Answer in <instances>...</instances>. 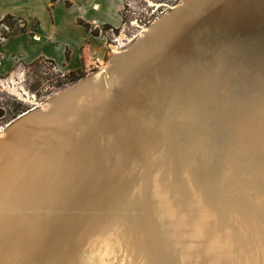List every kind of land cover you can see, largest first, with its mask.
Instances as JSON below:
<instances>
[{"label":"bare ground","instance_id":"6f19581e","mask_svg":"<svg viewBox=\"0 0 264 264\" xmlns=\"http://www.w3.org/2000/svg\"><path fill=\"white\" fill-rule=\"evenodd\" d=\"M102 66L0 146V264H264V0Z\"/></svg>","mask_w":264,"mask_h":264},{"label":"crops","instance_id":"0c3cea01","mask_svg":"<svg viewBox=\"0 0 264 264\" xmlns=\"http://www.w3.org/2000/svg\"><path fill=\"white\" fill-rule=\"evenodd\" d=\"M126 0H0V75L49 59L64 75L90 71L86 57H109V29L123 22ZM20 18L23 28L7 25ZM20 65V66H18Z\"/></svg>","mask_w":264,"mask_h":264},{"label":"rangeland","instance_id":"374dc122","mask_svg":"<svg viewBox=\"0 0 264 264\" xmlns=\"http://www.w3.org/2000/svg\"><path fill=\"white\" fill-rule=\"evenodd\" d=\"M180 1L126 0L122 9L123 22L121 27L116 29L117 32L122 28L124 29L119 38L122 46L120 45V47L114 49L113 53L127 47L145 28L159 17L168 13ZM5 21L7 25L13 26V28H23V20L20 18L8 17ZM113 53L106 57L104 62H108ZM92 58L86 57L90 64L92 63ZM101 66L99 68L96 66L90 71L80 69L79 71L68 72L63 75L56 68L53 61L40 59L34 63L22 65L20 70L16 67L12 73L0 75V110L5 112L4 115L0 116V133L14 118H17L16 116H20L26 110H30V108L45 105L46 101L54 94L98 69L97 72H99L100 68L103 67ZM10 75L18 76V78L15 79L14 83H4V80Z\"/></svg>","mask_w":264,"mask_h":264},{"label":"water","instance_id":"95a60500","mask_svg":"<svg viewBox=\"0 0 264 264\" xmlns=\"http://www.w3.org/2000/svg\"><path fill=\"white\" fill-rule=\"evenodd\" d=\"M184 2L185 0H181L173 9H171L168 13H166L165 15L159 17L158 19H156L154 22H152L147 28V31L143 32V35H139L133 42L132 44H130L125 50L116 53L114 55H112L109 59V62H113L114 60L123 57L124 55L128 54L130 51H132V49H134L137 45L141 44L143 41H145L147 38H149L152 34L158 32L159 28H162V26H165L166 24H168V22H170L171 20H173L174 18H176V16H178V14L182 11V8L184 6ZM99 70V69H98ZM94 71L88 75H86L85 77L81 78L80 80L74 82L73 84L69 85L68 87L62 89L61 91H59L58 93L54 94L52 97H50L46 102V105L48 106L46 108V110H50L52 108V105L54 104V102H56L59 99V102L61 100H63V98H67L68 96L77 94L78 92L84 90L85 88H87L89 86V84L94 81L95 73L98 71ZM97 78V77H96ZM105 79V84L106 87L108 89H110V85L107 79V74H105L103 77ZM96 80V79H95ZM38 107H35V109H31V110H26V112L20 116H16L17 118H14V120L8 125L6 131L7 134L4 137L0 138V146L8 143V141L10 140L11 135L21 126H24L28 123V118L30 116H32L33 114H35L39 109H37ZM44 110V111H46ZM70 116H72V114H69L66 118L67 121H69V119L71 118Z\"/></svg>","mask_w":264,"mask_h":264},{"label":"built area","instance_id":"2783aa9c","mask_svg":"<svg viewBox=\"0 0 264 264\" xmlns=\"http://www.w3.org/2000/svg\"><path fill=\"white\" fill-rule=\"evenodd\" d=\"M22 24H23V26L25 25L24 22ZM120 27H121V25H120ZM120 27L109 29V40H108V47L110 50L109 56L115 51L114 50L115 48H118L121 45L119 37L123 33L124 29L122 28L119 32H117V30H116ZM92 59H93L92 63L90 64V66H92V68H96V66L99 68L103 64V62L106 61L105 58L100 59V57H93ZM18 66H20V65H18ZM18 69L20 70L21 68L18 67ZM21 73H22V71H21ZM9 77H7L4 80V83H6V84H8L9 82L14 83L15 79L18 78V76H11L10 78Z\"/></svg>","mask_w":264,"mask_h":264}]
</instances>
